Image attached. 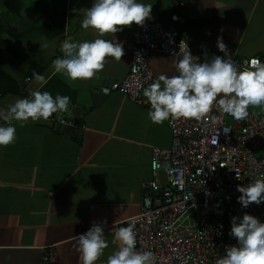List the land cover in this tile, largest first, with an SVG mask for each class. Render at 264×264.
I'll list each match as a JSON object with an SVG mask.
<instances>
[{"label":"crops","instance_id":"1","mask_svg":"<svg viewBox=\"0 0 264 264\" xmlns=\"http://www.w3.org/2000/svg\"><path fill=\"white\" fill-rule=\"evenodd\" d=\"M152 14L145 22H162L185 37L200 62L224 55L223 37L236 61H264V0H146ZM93 0H0V111L35 90L71 98L75 107L61 125L48 120L14 122L15 143L0 146V264H42L45 250L54 251L56 264H82L78 236L93 223L106 220L108 248L96 264L120 242H113L119 223L138 215L141 186L151 178L152 149L170 148L169 120L154 123L150 108L122 93L104 96L100 87L124 80L130 70L137 24L104 34L125 49L117 61L90 80H72L55 73L53 60L60 45L95 39L100 34L81 22ZM121 27V26H118ZM47 41L48 49L41 43ZM180 56L154 52L149 65L155 79L176 75ZM46 78L35 80L33 71ZM264 118V106H249ZM264 157V139L258 154Z\"/></svg>","mask_w":264,"mask_h":264},{"label":"built area","instance_id":"2","mask_svg":"<svg viewBox=\"0 0 264 264\" xmlns=\"http://www.w3.org/2000/svg\"><path fill=\"white\" fill-rule=\"evenodd\" d=\"M183 4L180 0H176ZM185 37L175 35L162 22H145L135 29L128 76L100 87L104 96L122 93L150 108L143 89L155 80L149 65L154 52L181 56ZM137 56L143 61L137 64ZM252 59V58H251ZM245 59L237 61L245 67ZM61 125H73L66 117ZM170 148L152 149L151 178L141 186V211L118 225L135 220L137 249L152 250L158 264H216L226 246L237 244L230 235L232 217L251 214L264 222V202L242 206L238 185L264 177V118L248 108L236 119L213 108L199 119L170 118ZM42 264H56L55 253L45 250Z\"/></svg>","mask_w":264,"mask_h":264},{"label":"clouds","instance_id":"3","mask_svg":"<svg viewBox=\"0 0 264 264\" xmlns=\"http://www.w3.org/2000/svg\"><path fill=\"white\" fill-rule=\"evenodd\" d=\"M152 14V3L146 0H93L87 9L81 26L93 28L100 34L95 39L77 41L71 36L60 45L62 54L53 60L55 73L64 74L72 80H90L105 67L108 58L117 61L125 54L124 45L117 38H103L106 33H117L122 26L133 23L143 25ZM121 26V27H118ZM48 49L47 41L41 43ZM217 46L224 55H214L200 62L186 42L180 44L182 54L177 62L176 75H161L143 89L151 107L150 120L162 124L170 118L199 119L213 108L220 113L243 119L249 106H264V61L252 58L245 67L232 58L223 37ZM137 64L143 61L137 56ZM35 80L46 83V78L33 71ZM75 106L67 95L47 90H35L30 96L19 98L0 111V146L15 143L17 128L14 122L48 120L54 114L61 123L71 116ZM242 193L238 201L247 207L252 202H264V177L254 179L247 186L238 185ZM107 221L93 223L92 227L78 236L82 264H96L108 248L105 235ZM230 235L237 244L226 246V255L218 257L216 264H264V222L251 214L233 216ZM119 247L107 257V264H158L157 254L152 250L137 249L135 220L114 232L113 242Z\"/></svg>","mask_w":264,"mask_h":264}]
</instances>
